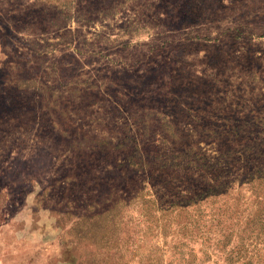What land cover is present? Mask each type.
<instances>
[{"label":"rangeland","instance_id":"obj_1","mask_svg":"<svg viewBox=\"0 0 264 264\" xmlns=\"http://www.w3.org/2000/svg\"><path fill=\"white\" fill-rule=\"evenodd\" d=\"M0 264H264V0H0Z\"/></svg>","mask_w":264,"mask_h":264},{"label":"trees","instance_id":"obj_2","mask_svg":"<svg viewBox=\"0 0 264 264\" xmlns=\"http://www.w3.org/2000/svg\"><path fill=\"white\" fill-rule=\"evenodd\" d=\"M193 148V146L192 147H190L189 148V151H190V149H192ZM225 151H226V154L228 155V157H230V156H233L234 155V146L233 145H231V144H227V146H225ZM195 150V149H194ZM198 150L196 149L194 152H193V155L195 156V155H199L198 154ZM190 163V162H189ZM171 166L172 167H174L175 169H176V166H175V164H171ZM188 180L190 181V183H194L195 182V180L194 179H192V176H188ZM165 184L167 183H169V178H168V180L167 179H165L164 181H163ZM217 187H219L220 188V186L219 185H216ZM112 196H114V195H112ZM168 197L169 198H171V200H170V202H169V205H170V207L171 208H173V209H175V208H177V209H179V210H183L182 208H185V207H187V206H191V205H198V204H200V203H198L199 201H201V200H205V199H202L203 198V194L202 195H200L198 198H196V197H194L192 200H191V197H190V195L189 194H184V195H182L181 193H178L177 195H173V194H171V192L169 193V195H168ZM115 198V199H114ZM207 199V198H206ZM107 202H111V203H117L118 202V198H117V196H114L113 198L111 197V198H106L105 199ZM163 200H165V198L163 199ZM170 207H168V209H165V210H162V209H158L157 208V211H159L161 214H165V213H167V212H169L170 210H169V208ZM94 216H100L101 215V213H94L93 214ZM192 221L193 220H190L189 222H185V223H183L182 225H180V227L178 228V230L180 231V232H182V234L183 235H190V230L188 231V229H189V227L188 226H190L191 228H196L197 226L196 225H193V226H191V223H192ZM185 233H184V232ZM259 232H260V230H259Z\"/></svg>","mask_w":264,"mask_h":264}]
</instances>
